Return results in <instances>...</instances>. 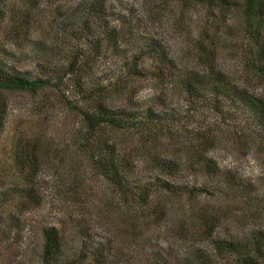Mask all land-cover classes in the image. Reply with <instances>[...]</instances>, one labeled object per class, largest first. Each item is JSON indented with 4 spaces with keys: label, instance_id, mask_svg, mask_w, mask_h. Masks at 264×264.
Returning a JSON list of instances; mask_svg holds the SVG:
<instances>
[{
    "label": "rangeland",
    "instance_id": "374dc122",
    "mask_svg": "<svg viewBox=\"0 0 264 264\" xmlns=\"http://www.w3.org/2000/svg\"><path fill=\"white\" fill-rule=\"evenodd\" d=\"M244 19L243 0H0V67L53 83L1 96L0 264H44L50 226L63 238L60 264H264L248 260L253 238L264 253V127L237 94L264 97V72L248 63L264 55ZM210 64L228 97L210 94L209 80L185 90ZM99 101L129 124L83 141L81 111ZM204 139L218 171L198 154ZM113 149L123 187L98 162Z\"/></svg>",
    "mask_w": 264,
    "mask_h": 264
},
{
    "label": "trees",
    "instance_id": "16d2710c",
    "mask_svg": "<svg viewBox=\"0 0 264 264\" xmlns=\"http://www.w3.org/2000/svg\"><path fill=\"white\" fill-rule=\"evenodd\" d=\"M209 2L211 0H208ZM243 14H244V28L245 33L250 35V39L252 40V43H255L252 46V49L255 48L257 45L260 49L257 50V55L263 56L264 55V45L259 43L258 39L261 36V33L263 31V19H264V0H243ZM251 49V50H252ZM201 51L203 53H206L207 51L201 47ZM253 57L252 55H250ZM260 59H255L253 57V60L250 61L248 58V63L251 68L254 67V63L257 64V67H254L253 69H256L261 76L262 72H264V68L262 67L264 64H261L259 62ZM81 62V61H80ZM209 63V62H205ZM77 64L79 62L76 59H72L69 67H68V73L70 76L72 74H75L78 71H74L77 69ZM83 64V63H80ZM206 67H209L207 70H197L195 73L190 74L188 77V80L184 83V88L187 92L191 93L197 92V88L202 84V82H205V80H209L212 83V86L210 89H207L210 94L215 93L216 95H224L226 97L229 96L231 87L230 83L224 80V76L220 71H217L212 64L206 65ZM53 85L50 80H44L42 78H35L31 79L27 76L14 73L13 70H8L5 68L0 67V119L5 116V107H3L2 104V93L4 91H24L31 94L37 93L39 90L49 87ZM97 90V89H96ZM101 90V89H99ZM238 99L243 101L246 105H248V108L257 116L258 123H261L264 127V97L257 96L256 94L249 93L247 89H243L239 91L238 93ZM100 97V96H99ZM104 99L101 97L100 101ZM100 101L97 105V108L93 112H86L81 111V114L83 115V118L85 120V125L88 130V135H85L83 138V141H89L92 140L90 138V135H95L96 132H98L99 128L104 125H110L112 127L121 128L129 124V118L125 117L124 111L119 110H110V109H104L102 106L99 108ZM1 121V120H0ZM98 140V139H97ZM104 142L103 140L101 141ZM101 142H97L96 144H102ZM87 144V143H86ZM203 149L198 153L200 155V158L205 160V167H208L211 170L209 172H214L215 170L218 171V167L215 165L212 167L211 159L204 156L205 155V149H208L211 146V141H207V139H204L203 141ZM34 149H37L36 145H33ZM19 149L21 150L20 153L17 154L19 158H24L25 154L27 153V143L23 142L20 144ZM24 152V153H23ZM17 158V157H16ZM100 159L98 162L102 165V168L104 169V172L109 175L112 178H115L118 182V184L123 187L122 179H117L118 175L121 174L120 169V161L115 155V149L112 151H108V153L101 154ZM17 160V159H16ZM25 163L26 161L23 160H17V163ZM21 163V164H22ZM170 163V162H167ZM168 166V165H167ZM168 175H172L173 171H168ZM34 174V173H33ZM125 189V188H124ZM167 189H170L169 191H173V187L167 186ZM126 190L129 191V188H126ZM29 195V198H33L38 193L37 190L35 191V188L33 187L25 192ZM176 193V191H175ZM129 194V193H128ZM128 194L125 195V198H128ZM150 199V193L148 189L146 191H142L140 195L137 197V202L139 205H147L151 200ZM152 203H155V200L152 201ZM157 204V212L159 215H161L165 209L164 203H161L160 201L156 203ZM153 212V211H152ZM155 212V211H154ZM159 215L156 216L159 217ZM216 222L214 221V217L210 218L208 220V229H209V235L211 236V232L213 230V226ZM249 243H252L256 247L253 249L254 252H257L255 257H248V260L258 262V259L261 254L264 256L263 248L260 246L258 239L255 240L253 238L252 240L248 241ZM249 243H247L249 245ZM224 245V246H223ZM235 245V247H234ZM246 247V244L243 245ZM62 247H63V238L61 235V232L59 228L56 226H50L47 227L44 230V244H43V250H42V262L44 264H60V260L62 258ZM221 247H223L226 250H233L235 248L236 251H239L240 248H238V243H234L233 241H224L223 244L220 246V241L216 245V250H221ZM261 256V257H262ZM245 258V257H244ZM264 258V257H262ZM66 264H72L70 262H67Z\"/></svg>",
    "mask_w": 264,
    "mask_h": 264
}]
</instances>
